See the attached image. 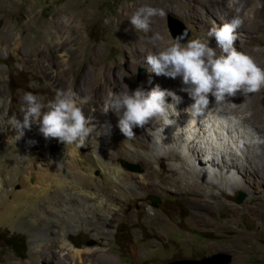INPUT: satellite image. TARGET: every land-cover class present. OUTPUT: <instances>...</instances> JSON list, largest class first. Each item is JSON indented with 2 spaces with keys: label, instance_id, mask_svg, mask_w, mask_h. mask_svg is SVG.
I'll list each match as a JSON object with an SVG mask.
<instances>
[{
  "label": "rangeland",
  "instance_id": "1",
  "mask_svg": "<svg viewBox=\"0 0 264 264\" xmlns=\"http://www.w3.org/2000/svg\"><path fill=\"white\" fill-rule=\"evenodd\" d=\"M132 1L134 0H0V111L5 112V119L0 116V131L2 126L10 125L15 115L23 113L22 96L26 92L33 93L42 103L47 104L55 98L57 90H71L77 98L87 99L85 105L104 112V104L107 102L95 104L100 96V80L97 76L102 71L112 76L114 64L126 76H130L133 83L142 85L144 81L151 79L160 84V76L149 73L143 65L144 57L136 52H128L123 46L122 38L111 28L113 23L121 22L123 5ZM235 1L228 0L231 4ZM239 1L243 10L247 8L250 18L258 15L253 21L257 27L249 36L246 30L237 32L239 37L234 46L251 55L264 68V0H257L255 4L248 6L245 5L246 0ZM171 3L165 10V16L159 17L162 36H166L169 42L175 41L168 25V16L172 15L182 21L189 31L187 38L181 41L182 44L188 39L200 38L207 42L214 40L215 44L209 46L217 47L215 37H208L207 34L213 24H220V20L216 15L206 16V8H211L207 1H204L208 4L207 7L199 5L195 12L190 0H173ZM222 11L227 19L234 15L230 9L222 8ZM218 14H221L220 11ZM218 50L217 48L219 54ZM96 53L95 73L90 77L77 79L74 73ZM171 80L172 78L166 77L163 81ZM145 91L150 89L146 88ZM177 94L190 99L181 88ZM252 95L253 93L250 97ZM214 101L215 98L210 95V104L213 105ZM224 101L228 102L226 98ZM231 103L233 101L229 102ZM263 106L261 104L260 108ZM244 111L242 115L249 113L248 110ZM111 112L106 115L115 114ZM108 123L107 119L105 125ZM256 136L255 134L254 137ZM225 140L227 141L226 138ZM233 149L241 154L236 144H233ZM182 161L185 165V161ZM118 162L125 169L127 183L141 184L143 173H155L149 182L156 185L159 183L163 187L171 186L172 194L144 191L141 193L144 197L136 198L137 194H120L100 184L101 192L116 204L115 211L122 219L105 227V231L100 225L87 227L76 221L75 226L67 228V238L75 247L74 253L77 249L84 251L90 248L111 261V264L203 261L218 254L231 256L227 264H264V221L254 212L255 208L264 209V197L256 198L264 193V185L258 178L251 176L252 180L246 184L247 188L225 190L218 186L212 189L210 184L203 181L202 176L193 187L186 188V182L178 181L181 179L177 177L179 172L169 168L172 162H177L170 156L163 157L159 167L156 165L158 171L141 158L133 160L123 155ZM179 164L182 165V162ZM207 168L199 167L204 171ZM99 173L97 175L105 180V176ZM252 186L256 192L251 189ZM241 192L245 193V197L242 202H238ZM205 199H208L210 208L203 210L200 202L206 204ZM67 201L74 203L73 214L77 216H94L99 213L91 205L84 211L79 209L76 204L80 203V199L77 196L67 198ZM91 202L93 201L90 200ZM36 219L38 222L35 226L26 225L21 229L0 225V264H42L35 260L33 254L37 250V243L40 245V252L46 249L47 252L59 250L56 245L46 246L53 238L46 235V220L42 217ZM61 255L73 259L71 255ZM218 258L213 262H218L225 256ZM62 264H65V259Z\"/></svg>",
  "mask_w": 264,
  "mask_h": 264
},
{
  "label": "bare ground",
  "instance_id": "2",
  "mask_svg": "<svg viewBox=\"0 0 264 264\" xmlns=\"http://www.w3.org/2000/svg\"><path fill=\"white\" fill-rule=\"evenodd\" d=\"M171 1L173 0H134L123 5L121 22L111 23V28L119 38H122L123 46L128 52L131 51L132 54L136 52L145 58L149 52L156 51L151 39L153 34L162 32L159 16L152 18L151 30L144 33L138 32L132 26L129 20L131 15L142 5H151L166 10L171 6ZM190 1L194 12L198 10L199 5L207 7L209 4L211 8H206V16L216 15L220 23L222 17L227 19L222 8L230 9L235 14L234 9L240 7L239 0H236L231 8L228 0ZM204 1H207L208 4H205ZM256 2L257 0H246L245 5H252ZM213 9L215 11H212ZM246 9L241 8L240 15L244 19V23L237 32L246 30V34L249 36L251 31L257 27L253 21L258 15H253L250 18ZM219 11L221 14H218ZM163 37L164 42H157L160 47L166 46L169 42L166 36ZM213 43L215 44L214 40L209 41L212 46ZM240 50H242L241 46ZM96 57L97 53L92 54L89 60L74 73L77 79L90 77L95 73ZM112 70V76L105 71L100 72L97 76L100 80L98 87L100 96L97 97L96 103L91 101L96 105L104 101L107 102L104 106H108L110 109V101L115 95L128 90L134 91L137 88L151 90L157 84L151 79L144 81L142 85L133 83L132 78L126 76L115 64ZM160 78L162 79L159 84L161 88L177 92L183 87L180 77L168 82L163 81L166 79L165 76H160ZM169 85L171 86L168 87ZM250 94L244 96L237 93L234 97H226L228 102L223 101L218 105L214 101V104H210L201 115L194 117L185 111L193 101L183 97L182 102L176 105L178 115H171L170 110L171 127L166 129L167 124L163 119L154 118L143 127H134L135 135L131 138L121 132L118 126L119 117L111 114V109L108 111L111 112L110 115H106L105 112L84 103L81 107L86 117L90 118L94 130L85 144L79 147L75 143L71 145L61 143L55 138L46 139L36 124H33L31 129H26L24 135L18 139L20 132L14 127L15 121L12 120L9 126H2V131H0V225H11L18 229L26 225L35 226L38 222L36 218H44L47 224L46 235L53 238L46 246L56 245L59 250L47 252L46 249L40 252L41 250L38 248L40 245L37 243V250L33 254H35V260L41 261L42 264H62L64 259L65 264H111V261L90 248L84 251L77 249L74 253L75 247L67 238V228L75 226L76 221L87 227L100 225L104 227L103 231H105V227L112 226L114 222L122 219L121 215L115 211L116 204L107 197L108 195L101 192L100 184L120 194L126 192L132 195L137 194L136 198L144 197L141 195L144 191L172 194L171 186L163 187L159 183L156 185L149 182V179L154 178L155 173H143L141 175L142 186L139 184L140 182L127 183L124 177L125 169L121 162H118L123 155L133 160L141 158L152 164L157 171L156 165L159 167L163 157L170 156L177 162H172L169 168L179 172L177 177L181 179L178 181L186 182V188L193 187L196 180L202 176L204 177L203 181L210 184L209 187L212 186V189L217 186L225 188V190L226 188L236 190L246 187L251 176L258 178L264 185V106L260 108V105L264 104V87L259 92L253 93L251 97ZM168 100L171 102L170 97ZM230 101L233 103L229 104ZM244 101H246L245 104ZM244 110H248L249 113L242 115ZM244 113L246 112L244 111ZM0 116L5 119V112L1 110ZM14 118L22 121L23 113L15 115ZM107 119L109 123L105 125ZM253 134L257 135L256 138ZM207 135L213 136L219 143L224 141L223 145L219 146L217 142H212ZM228 136L229 138H227ZM233 144L240 148L238 150L241 151V154L233 149ZM207 147L212 154V168H207L204 171L199 167H207L205 160L208 158L205 156ZM219 154L221 159H219ZM182 160L185 161V165ZM178 161L182 162V165ZM97 172L102 173L106 179L102 180L103 177L98 176ZM251 189L254 187L252 186ZM261 190L263 191V189ZM254 191L256 192L255 189ZM76 196L80 199V203L76 204L79 209L84 211L91 205L99 213L94 216L85 215L82 217L73 214L75 205L70 202L71 200L67 201V198ZM263 197L264 193L256 198ZM90 200L93 202L90 203ZM204 201L206 204L200 202V208L206 210L210 208V204H208V199ZM254 212L260 216L263 222L264 209L255 208ZM60 253L71 255L73 259Z\"/></svg>",
  "mask_w": 264,
  "mask_h": 264
},
{
  "label": "clouds",
  "instance_id": "3",
  "mask_svg": "<svg viewBox=\"0 0 264 264\" xmlns=\"http://www.w3.org/2000/svg\"><path fill=\"white\" fill-rule=\"evenodd\" d=\"M229 7H232L231 2ZM241 7L234 9L235 14L231 19L222 17V22L219 25L213 24L208 31V37H215L216 48L200 38L188 39L182 44L184 36H187L186 32L164 47L157 43L164 42L161 33L155 32L151 38L156 51L146 55L143 65L149 73L157 76L182 78L181 91L186 92L193 101L185 110L191 117L199 116L208 109L210 95L218 105L226 97H234L237 93L246 96L259 92L264 87V68L251 55L237 50L234 46L237 30L244 23L240 15ZM165 14L163 8L142 5L129 20L138 32L147 33L151 30L152 18L163 17ZM217 48L220 50L219 54ZM182 100L183 97L176 91L161 88L157 84L147 92L137 88L115 95L110 101V109L119 117L118 126L121 132L131 138L135 135L134 127H143L154 118L163 119L167 124L166 129L171 127L170 110L171 115H178L176 105ZM86 102V98H77L71 90H57L55 98L47 104L42 103L31 92L24 93L21 106L23 119L21 121L13 118L14 127L20 132L18 139L24 135L26 129H31L36 124L46 139L55 138L67 145L75 143L78 147L84 145L94 130L90 118L86 117L81 107ZM110 109L106 106L103 111L107 113ZM233 119L235 120L234 117ZM207 136L219 146L224 143H219L211 135ZM205 156L208 157L205 158L206 166L212 168V154L208 147Z\"/></svg>",
  "mask_w": 264,
  "mask_h": 264
},
{
  "label": "water",
  "instance_id": "4",
  "mask_svg": "<svg viewBox=\"0 0 264 264\" xmlns=\"http://www.w3.org/2000/svg\"><path fill=\"white\" fill-rule=\"evenodd\" d=\"M168 25H169L170 31H171L174 38H176L178 36H182L185 32L187 33V36H188L189 31H187V28H185L183 22L180 21L179 19H177L176 17L169 15L168 16ZM187 36H184L183 40H185L187 38ZM244 197H245V193L241 192L239 194V197H238V202H242ZM218 256L219 257L225 256V258H223L222 260H219L218 262H216V261L213 262L214 259H216V260L219 259ZM230 260H231L230 255H227V254L219 255L218 254V255L214 256V258L212 257L209 259H205L203 261H198V260L176 261V262L170 263V264H227L228 262H230Z\"/></svg>",
  "mask_w": 264,
  "mask_h": 264
}]
</instances>
